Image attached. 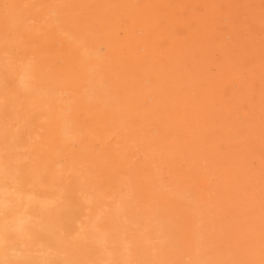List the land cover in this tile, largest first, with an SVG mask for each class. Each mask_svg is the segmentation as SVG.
Returning a JSON list of instances; mask_svg holds the SVG:
<instances>
[{
	"label": "rangeland",
	"instance_id": "obj_1",
	"mask_svg": "<svg viewBox=\"0 0 264 264\" xmlns=\"http://www.w3.org/2000/svg\"><path fill=\"white\" fill-rule=\"evenodd\" d=\"M114 1L0 0V58L2 55L9 57L6 67L0 66L2 68L0 69V119H3L8 124V127H11L9 128L10 134L4 139L5 147H9L7 142L13 135L11 130L20 129L17 134L15 133L18 137L16 143L18 144L19 142L20 146H24L29 141L34 142L30 155L34 157V163L37 167L48 166L51 168L57 158L62 160L66 158V162L75 161L76 164L78 163V165L82 166L85 178L84 183L81 185L83 187L86 185V187H81L80 183L74 178L68 179V184L66 183L68 186L65 185L67 199L71 202V208L74 209L73 212H71V209L69 210L71 213L68 211L61 213L64 215L60 214L56 222H60L62 226L64 225L63 227L66 231H73L75 221L79 219V213L83 214V208L79 204L76 193L82 188L98 194L93 212L102 210L105 206L109 208V211L105 212L102 218V226L108 231L110 244L115 251H120L125 243L131 245L130 264H156V262L165 264L167 261L168 264H198V262L199 264L200 262L206 264L205 257L211 251L213 254L216 252L215 255L223 258L226 261L225 264H264V0H149L151 5H154L152 7L156 15H139L138 19L125 17L124 8L121 6L124 7L125 2L128 0H116L118 3H122V5L120 4L121 6L118 3H114ZM131 1L135 2V4L139 3L137 5H144L145 3L144 0ZM33 2L35 7L32 4ZM73 3H77V8L72 5ZM162 3L170 5V10H166V7L161 5ZM22 4L24 5L22 6ZM65 4H68L69 7ZM88 4L89 7L92 6V9H89V7H87L89 10L85 8ZM65 7L74 8L70 12L67 8L64 9ZM85 9L87 12L89 11L86 14L92 20L85 16ZM144 10L146 11L145 8ZM65 11L67 14H65ZM99 11H101V14ZM98 14L100 16L104 15V19H101ZM77 15L81 16L78 17ZM82 16L88 19L82 18ZM96 16L100 17V19ZM55 17L59 20L56 21ZM77 18L79 23L83 20L86 24L83 22L77 23ZM20 20L22 21L21 23L19 22ZM89 20L90 23H88ZM116 21L118 22L116 23ZM143 21L146 23H143ZM83 24L84 26H81ZM66 25L68 28L70 26L83 27L80 29L83 41L81 38L78 39L82 43L72 42L74 33L70 37L68 35L70 29ZM48 26H51V29ZM60 26H63V29ZM88 27L90 28L88 29ZM64 29L66 30L64 31ZM104 29L108 30L105 31ZM91 30L93 31L92 35L88 33ZM55 31H58V33ZM104 31L106 34L108 32L109 35L107 34L108 36H106ZM60 32H64V37ZM96 32L97 34H95ZM39 34V37L36 36ZM48 34L51 35V38ZM94 34L95 37H93ZM86 35L88 38H86ZM102 35L106 36L103 40L106 41L105 45L102 40V42L99 41L100 38L103 39ZM11 38L13 42H9L12 41ZM90 39L91 42H86V40L90 41ZM67 40L69 41L67 42ZM65 41L68 45L64 43ZM44 43L46 47H44ZM80 43L81 48L78 47ZM12 44L15 46L13 47ZM87 48L88 50H85ZM17 51L18 53H16ZM79 51L84 53L82 54ZM103 51L106 55H104ZM70 52L71 54L75 52V54L70 56L72 58L68 57ZM94 53L98 54L97 57ZM86 54L91 56L88 57L91 58V62L88 58L86 60ZM122 54H125V56L123 57ZM57 55L59 56L57 57ZM60 55H62L61 58ZM76 57L79 58L77 59ZM71 59H75V62H72ZM67 61L74 63L73 66L75 67H72V64L70 66ZM87 62H90V64ZM96 63L101 69L95 68L97 66ZM59 64L60 66H58ZM21 66H23L22 69ZM25 66H27L28 73L33 72L32 74L35 75L32 77V74H30L32 78H30V81L32 80L30 87L35 89L30 88L31 91L28 90V92L21 90L18 86V77L25 71ZM52 66L54 68L57 66L59 69L50 68ZM61 66H63L62 69ZM28 68L30 69L28 70ZM63 68L65 69L63 70ZM94 68L97 70L96 72ZM103 68L106 72H102L105 74L101 72V70H104ZM77 69L78 71L76 72ZM59 71H64V74ZM119 73H122V76ZM98 74H103L98 76L101 79L97 78ZM68 77H76L77 79H68ZM92 79H94L93 82ZM74 80L79 82L77 83ZM108 80H111V82ZM115 80L116 83L114 82ZM69 81H71V86L66 83ZM89 81L91 83H88ZM63 82L66 84H62ZM77 84H80L81 87ZM133 84L136 86H133ZM74 85L75 90L72 88ZM108 85H111V89H109ZM92 86L93 90L88 88L89 90L85 91L87 87L92 88ZM126 86L127 89L125 88ZM42 87L45 89L44 92ZM95 87L97 88L95 89ZM136 87L138 91L143 93H137L140 95L139 98L138 95L134 96L137 92L134 89ZM56 88H60L61 91L59 89L56 90ZM81 88L83 89L80 92L79 89ZM118 88H121L122 91L117 90ZM103 89H106V93ZM113 89H116L117 92ZM90 90L91 94H93H90L89 97L88 93ZM125 90L128 91V94L131 92L129 94L131 96L128 97L133 101L136 99L135 103L133 101V103H128L131 99L126 97L127 93L125 92L124 94ZM56 93H59L60 96L58 95L59 97H57ZM116 93H119V96ZM33 94H36V97H33ZM39 94H41V98ZM106 94H110L111 97ZM114 94L115 96L112 97ZM20 95L22 96L20 97ZM74 96H77V98ZM78 96H80L79 99ZM24 97L26 99L28 97V99L26 100ZM47 97V102H51L49 104L45 102ZM82 97L84 100H82ZM33 99L35 101L32 102ZM62 100L63 102H60ZM76 100H78L77 102L80 105L76 103ZM102 100L106 103H103ZM86 101H88L87 104H85ZM64 102L67 103L65 104ZM97 103L103 105L98 106ZM121 103H123V107ZM38 104L42 106L41 109ZM81 104L83 108H81ZM129 104L133 106L130 105L129 107ZM65 105H67V109L69 108L68 110H64ZM118 105L122 109L125 105L128 106L130 109L126 110V107L125 111L129 113L127 112V115L123 114L125 113L124 109L123 111L120 109L122 112L120 113L117 109L118 107L116 108ZM57 106L59 110H56ZM112 107L113 110H111ZM61 108L62 110H60ZM98 108L102 112L100 113L99 111L96 114ZM2 110L5 111L3 112ZM110 111L112 114L115 112L116 114H114L117 117L114 114H109ZM76 112L77 114H75ZM72 113L75 114V119ZM49 114H54V116L51 118ZM13 115L16 119L12 117ZM63 115L64 117H62ZM109 115L111 118L113 116L116 117L112 118L116 120L113 122L110 119L109 122ZM103 116H105L104 120L102 119ZM46 117L48 118L46 119ZM70 117H73V119L71 120ZM88 118L91 121L89 123L87 122ZM105 119H107V122ZM46 120L51 125H48ZM53 121H55L54 123L57 126H52ZM80 122L83 123L80 124ZM65 123H69V125L65 126ZM77 123L79 125H76ZM110 123L111 127H109ZM82 125L91 130L89 131ZM71 126H79L74 129L77 133L73 129L72 131L69 129L70 132L67 130ZM81 126L87 132H84L85 130H82ZM103 126H107L105 128L106 131L103 130ZM28 128L32 130L29 131ZM109 128L111 133H108L110 132ZM78 130H80L79 132L83 131L80 134L81 136ZM50 131L53 132L51 133L52 135ZM95 133H102L104 137L108 134V139L107 136L101 138V134L99 136L97 134V137ZM53 134L56 136L55 139ZM74 134L75 136H73ZM77 134L78 136H76ZM72 136L74 139L72 138L65 142L66 138H71ZM36 137H39V139L37 140ZM96 137L98 138L97 140ZM119 138L121 140L118 141ZM101 139H103L105 144ZM106 139H110L111 142H107ZM114 139H116V142ZM53 140L55 141L53 142ZM61 142L63 143L60 144ZM112 142L113 144H111ZM124 142L129 144L131 149L135 147L136 153L133 149H129V145L128 148L123 146ZM102 143L105 146L101 145ZM121 145L127 151L122 149ZM73 147L75 148L73 149ZM50 149H52V153ZM109 149L115 150L110 151ZM33 150L37 152H33ZM74 150L76 151L72 152ZM79 150L81 152H78ZM137 151L139 152L137 153ZM70 152H72L71 155ZM104 152H106V155ZM108 152H111L110 155ZM118 154H125L127 158H121L124 156H119ZM148 154H150L149 160H146ZM151 155L155 159H152ZM47 156H50L52 160ZM75 157H77L78 161L74 159ZM87 158L93 164L91 162L87 164ZM153 160L155 161L152 162ZM44 162L47 165H44ZM101 163L107 166L105 167ZM89 165L91 166L89 167ZM85 169L88 171H85ZM103 170L105 171L103 172ZM103 173H107V175H103ZM155 173L158 174V180H156ZM100 175L102 176L100 177ZM150 183L152 184L150 185ZM175 187H178V189ZM67 188L70 189L67 190ZM75 188L77 189L75 190ZM201 190H204V192H201ZM193 192L196 193L194 194ZM116 200L122 201L124 207L122 214H116L111 210ZM198 203L201 209H199ZM166 204L169 208H167ZM196 205L198 208H196ZM193 208H195V213L192 211ZM187 209H190V211ZM203 215L205 216L202 217ZM75 216L76 218H74ZM72 223L73 225H70ZM110 225H112L111 228ZM69 226H72L73 229H68ZM175 256H178L179 259ZM71 258L77 264H90L96 258V249L91 243H82L72 249ZM198 259L200 261H197Z\"/></svg>",
	"mask_w": 264,
	"mask_h": 264
},
{
	"label": "clouds",
	"instance_id": "obj_2",
	"mask_svg": "<svg viewBox=\"0 0 264 264\" xmlns=\"http://www.w3.org/2000/svg\"><path fill=\"white\" fill-rule=\"evenodd\" d=\"M18 86L30 89L27 66L18 77ZM18 131L13 130L9 147H0V264H77L71 251L82 243L96 249L90 264H130L131 245L125 243L115 251L102 226L109 208L93 212L98 194L84 189L76 193L83 214L73 231L56 222L71 208L65 187L68 179L84 183L82 166L58 159L51 168L37 167L30 155L34 142L18 145ZM111 210L122 214V201L116 200Z\"/></svg>",
	"mask_w": 264,
	"mask_h": 264
},
{
	"label": "bare ground",
	"instance_id": "obj_3",
	"mask_svg": "<svg viewBox=\"0 0 264 264\" xmlns=\"http://www.w3.org/2000/svg\"><path fill=\"white\" fill-rule=\"evenodd\" d=\"M19 1H20V0H19ZM66 1H67V0H66ZM75 1H77V0H75ZM90 1H91V0H90ZM115 1H116V0H115ZM115 1H114V3H118V1H116V2H115ZM134 1H135V0H134ZM155 1H156V0H155ZM158 1H159V0H158ZM161 1H162V0H161ZM68 2H69V1H68ZM92 2H94V1H92ZM112 2H113V1H112ZM144 2H145L144 5H143V4H142V5H137V4H139V3L135 4V2H132L131 0H128V1L125 2L124 7L121 6L122 3L119 2L118 4H119V5L121 4L120 6H121L122 8H124V15H125V17H127V18L138 19V18H139V15H145V16H146V15H156V12H155V11L153 12V7H152V6H154V5H151V2H149V0H144ZM23 3H24V2H23ZM57 3H58V2H57ZM70 3H71V2H70ZM80 3H81V2H80ZM87 3H88V1H87ZM94 3H95V2H94ZM30 4H31V3H30ZM32 4H33V6L35 5L34 2H33ZM32 4H31V5H32ZM55 4H56V3H55ZM92 4H93V3H92ZM159 4H160V2H159ZM23 5H24V4H22V6H23ZM26 5H27V4H26ZM26 5H25V6H26ZM46 5H48V4H46ZM46 5H45V6H46ZM65 5H68V4H65ZM72 5L76 7L77 3H75V4L73 3ZM78 5H79V4H78ZM80 5H81V4H80ZM90 5H91V2H90ZM161 5H164V6L166 7V10H170V5H165V3H164V4L162 3ZM161 5H160V7H161ZM36 6H37V5H36ZM60 6H61V5H60ZM34 7H35V6H34ZM55 7H57V6H55ZM58 7H59V6H58ZM61 7H62V6H61ZM61 7H60V8H61ZM68 7H69V5H68ZM68 7H65L64 9L67 8V10H69L70 12H71V9L74 8V7H72V8L70 9V8H68ZM87 7H89V4H88V6H86L85 8L88 9ZM91 7H92V6H90L89 9H90ZM155 7H156V6H155ZM155 7H154V8H155ZM157 7H158V6H157ZM15 8H16V7H15ZM15 8H14V9H15ZM60 8H59V9H60ZM76 8H77V7H76ZM122 8H121V9H122ZM144 8L146 9V11L144 10ZM158 8H159V7H158ZM161 8H163V7H161ZM161 8H160V9H161ZM37 9H38V8H37ZM61 9H62V8H61ZM86 9H85V10H86ZM89 9H88V10H89ZM91 9H92V8H91ZM163 9H164V8H163ZM163 9H162V10H163ZM62 10H63V9H62ZM76 10H77V9H76ZM78 10H79V9H78ZM83 10H84V9H83ZM42 11H43V10H42ZM116 11H117V10H116ZM147 11H148V12H147ZM75 12H76V11H75ZM75 12H74V13H75ZM82 12H84V11H82ZM97 12H98V11H97ZM100 12H101V11H99V13H100ZM62 13L64 14V12H62ZM86 13H89V11L87 12V10H86V12H85V16H88ZM90 13H91V10H90ZM94 13H95V11H94ZM5 14H6V12H5ZM36 14H37V13H36ZM36 14H35V15H36ZM65 14H67L66 11H65ZM81 14H82V13H81ZM100 14H101V13H100ZM69 15H70V13H69ZM69 15H68V16H69ZM113 15H114V14H113ZM5 16H7V15H5ZM40 16H42V15H40ZM62 16H63V15H62ZM62 16H61V17H62ZM77 16H78V15H77ZM79 16H81V15H79ZM79 16H78V17H79ZM83 16H84V13H83ZM83 16H82V18H87V17H83ZM98 16H100V15L98 14ZM158 16H159V15H158ZM69 17H70V16H69ZM74 17H75V14H74ZM88 17H89V16H88ZM96 17H97V16H96ZM100 17H101V19H102V18L104 19V15H101ZM100 17H97V18L100 19ZM160 17H161V15H160ZM7 18H8V17H7ZM7 18H6V19H7ZM59 18H60V17H59ZM63 18H64V17H63ZM71 18H72V17H71ZM82 18H81V19H82ZM89 18H90V17H89ZM93 18H95V16H93ZM149 18H150V17H149ZM55 19H56V21L59 20V19H57L56 17H55ZM64 19H65V18H64ZM74 19H75V18H74ZM87 19H88V18H87ZM156 19H158V18H156ZM72 20H73V19H72ZM84 20H85V19H84ZM90 20H92V19L90 18ZM90 20L88 21V23H90ZM139 20H140V19H139ZM146 20H147V19H146ZM61 21H62V20H61ZM77 21H78L77 23H79L78 18H77ZM150 21H151V20H150ZM9 22H10V21H9ZM13 22H14V21H13ZM19 22L21 23L22 21L20 20ZM48 22H49V21H48ZM63 22H64V21H63ZM63 22H58V23H63ZM65 22H66V21H65ZM75 22H76V21H75ZM81 22H83V23L86 24V22H84L83 20H82ZM81 22H80V23H81ZM93 22H94V19H93ZM93 22H92V23H93ZM117 22H118V21H116V23H117ZM56 23H57V22H56ZM80 23H79V24H80ZM129 23H130V22H129ZM137 23H138V22H137ZM143 23H146V22L143 21ZM24 24H25V23H24ZM79 24H78V25H79ZM148 24H149V23H148ZM52 25H53V24H52ZM105 25H107V24H105ZM105 25H104V27H105ZM137 25H138V24H137ZM15 26H16V25H15ZM27 26H28V25H27ZM27 26H26V27H27ZM46 26H47V25H46ZM58 26H59V25H58ZM81 26H84V24L81 25ZM97 26H98V25H97ZM99 26H100V25H99ZM110 26H111V25H110ZM115 26H117V25L115 24ZM133 26H134V25H133ZM48 27H49V26H48ZM50 27H51V26H50ZM50 27H49V28H50ZM61 27H62V28H61ZM64 27H65V25H64ZM66 27H67V25H66ZM71 27H72V26H70L69 28L67 27L68 29H70V30H69L70 33L68 34V35H70V37H71V35L74 33V35H72V37H73L74 40H73V41L71 40V41H72L73 43H76V42H77V43H79V42L82 43V41H83L82 38H83V37L81 36L82 31H81L80 29H82L83 27H82V28H80V27H72V28H71ZM101 27H103V26H101ZM7 28H8V27H7ZM29 28H30V27H29ZM58 28H59V27H58ZM60 28L63 29V26H60ZM89 28H90V27H88V29H89ZM105 28H106V27H105ZM112 28H113V26H112ZM114 28H115V27H114ZM27 29H28V28H27ZM27 29H26V31H27ZM45 29H46V27H45ZM50 29H51V28H50ZM68 29H67V30H68ZM65 30H66V29H64V31H65ZM85 30H86V29H85ZM92 30H93V29H92ZM92 30H91L90 32L88 31V33L91 34V35H92V33H93ZM104 30H105V29H104ZM106 30H108V29H106ZM106 30H105V31H106ZM110 30H111V29H110ZM132 30H133V29H132ZM147 30H148V29H147ZM2 31H3V30H2ZM37 31H38V30H37ZM45 31H46V30H45ZM58 31H59V30H58ZM58 31H57V32L55 31V32L58 33ZM72 31H73V32H72ZM105 31H104V33H105ZM39 32H40V31H39ZM39 32H38V33H39ZM41 32H42V31H41ZM55 32H54V34H55ZM71 32H72V33H71ZM183 32H184V31H183ZM33 33H34V31H33ZM179 33H180V32H179ZM36 34H37V33H36ZM50 34H51V33H50ZM50 34H48V35H50ZM60 34H62L63 37H64V32H62V33L60 32ZM95 34H97V32H96ZM95 34L93 35V37H95ZM102 34H103V33H102ZM105 34H106V33H105ZM107 34H108V32H107ZM107 34H106V36L109 35V34H108V35H107ZM58 35H59V34H58ZM58 35H57V37H58ZM6 36H7V35H6ZM36 36L39 37L40 34H39V35H36ZM43 36H44V35H43ZM43 36H42V37H43ZM60 36H61V35H60ZM60 36H59V37H60ZM96 36H97V35H96ZM106 36H103V35H102L103 39L100 38L99 41L102 42V41L104 40V37H106ZM131 36H132V35H131ZM7 37H9V36H7ZM70 37H68V38H70ZM81 37H82V38H81ZM111 37L113 38V36H111ZM48 38H49V37H48ZM50 38H51V35H50ZM80 38L82 39V41H81V40H78V39H80ZM86 38H88L87 35H86ZM155 38H156V37H155ZM38 39H39V38H38ZM52 39H53V38H52ZM60 39H61V38H60ZM65 39H66V38H65ZM70 39H72V38H70ZM70 39H69V40H70ZM96 39H97V38H96ZM178 39H179V38H178ZM11 40H12V38H11ZM47 40H48V39H47ZM69 40H67V42H68ZM84 40H85V39H84ZM101 40H102V41H101ZM112 40H113V39H112ZM2 41H3V40H2ZM63 41H64V40H63ZM130 41H132V40H130ZM9 42H13V40H12V41H9ZM67 42L65 41L64 43L67 44ZM86 42H91V39H90V41H87V40H86ZM105 42H106V41H103L102 43H104V45H105ZM112 42H113V41H112ZM124 42H125V41H124ZM70 43H71V42H70ZM81 43H80V46H78L79 48H81ZM116 43H118V42H116ZM30 44H31V42H30ZM32 44H33V43H32ZM40 44H41V43H40ZM40 44H39V45H40ZM89 44H92V43H89ZM119 44H120V42H119ZM37 45H38V44H37ZM67 45H68V44H67ZM104 45H103V46H104ZM109 45H110V44H109ZM116 45H117V44H116ZM12 46L14 47L15 45L12 44ZM27 46H29V45H27ZM32 46H33V45H32ZM64 46H66V45H64ZM86 46H87V45H86ZM88 46H89V45H88ZM103 46H102V47H103ZM16 47H17V46H16ZM44 47H46V46H45V43H44ZM89 48H90V47H89ZM93 48H94V47H93ZM23 49H24V48H23ZM36 49H37V48H36ZM58 49H59V48H58ZM58 49H57V50H58ZM73 49H74V48H73ZM90 49H91V48H90ZM90 49H89V50H90ZM107 49H108V48H107ZM158 49H159V48H158ZM15 50H17V49H15ZM43 50H44V49H43ZM46 50H47V49H46ZM74 50H75V49H74ZM74 50H71V51H74ZM85 50H88V48L85 49ZM13 51H14V48H13ZM38 51H39V50H38ZM76 51H78V50L76 49ZM83 51H84V50H83ZM186 51H187V50H186ZM22 52H23V50H22ZM40 52H41V51H40ZM79 52H80V51H79ZM92 52H93V51H92ZM96 52H97V51H96ZM16 53H18V51H17ZM30 53H31V52H30ZM38 53H39V52H38ZM38 53H37V54H38ZM72 53L75 54V52H72ZM80 53H82V52H80ZM83 53H84V52H83ZM83 53H82V54H83ZM103 53H105V52L103 51ZM114 53H115V52H114ZM13 54H14V53H13ZM20 54H21V53H20ZM31 54H32V53H31ZM42 54H43V53H42ZM70 54H71V52H70ZM70 54H69L68 57H69V58H72V57H70V56H72L73 54H71V55H70ZM78 54H79V53H78ZM91 54H92V53H91ZM33 55H34V54H33ZM38 55H39V54H38ZM86 55H87L86 60H87L88 57H91V56H88V54H86ZM92 55H93V54H92ZM94 55H96V54L94 53ZM97 55H98V54H97ZM97 55H96V57H97ZM104 55H106V53H105ZM122 55H123V57L125 56V54H122ZM20 56H21V55H20ZM51 56H52V55H51ZM58 56H59V55H57V57H58ZM61 56H62V55H60V58H61ZM78 56H79V55H78ZM80 56H81V54H80ZM80 56H79V57H80ZM183 56H184V55H183ZM36 57H37V56H36ZM42 57H43V55H42ZM52 57H53V56H52ZM66 57H67V56H66ZM79 57H76V58L78 59ZM94 57H95V56H94ZM123 57H122V59H123ZM126 57H127V56H126ZM8 58H9V57H7V55H5V56L2 55V57L0 58V66H2L3 68L6 67V64H7V62H8ZM18 58H19V57H18ZM69 58H68V59H69ZM74 58H75V57H74ZM98 58H99V56H98ZM129 58H130V57H129ZM50 59H51V58H50ZM58 59H59V58H58ZM83 59H84V58H83ZM88 59H89L90 62H91V58H88ZM104 59H105V58H104ZM126 59H127V58H126ZM39 60H40V59H39ZM56 60H57V59H56ZM61 60H62V59H61ZM71 60H72V59H71ZM86 60H84V61H86ZM124 60H125V58H124ZM162 60H163V59H162ZM12 61H13V60H12ZM36 61H37V60H36ZM58 61H59V60H58ZM73 61L75 62V59H73L72 62H73ZM77 61H78V60H77ZM92 61H93V59H92ZM130 61H132V60H130ZM130 61H128V62H130ZM19 62H20V60H19ZM41 62H42V61H41ZM49 62H51V61H49ZM67 62L70 63V61H67ZM90 62H87V63L90 64ZM98 62H99V61H98ZM125 62H127V61H125ZM26 63H27V62H26ZM69 63H67V64H69ZM92 63H93V62H92ZM16 64H18V63H16ZM49 64H50V63H49ZM56 64H57V63H56ZM62 64H63V63H62ZM71 64H72V67H75V66H73L74 63H70V66H71ZM123 64H125V63H123ZM26 65H27V64H26ZM41 65H42V64H41ZM81 65H82V64H81ZM93 65H94V63H93ZM96 65H97V63H96ZM132 65H133V63H132ZM15 66H16V65H15ZM17 66H18V65H17ZM42 66H43V65H42ZM58 66H60V64H59ZM90 66H91V65H90ZM119 66L121 67V65H119ZM122 66H123V65H122ZM127 66H128V64H127ZM12 67H13V66H12ZM22 67H23V66H21V69H22ZM31 67H32V66H31ZM40 67H41V66H40ZM62 67H63V66H61V69H62ZM77 67L79 68V66H77ZM80 67H81V66H80ZM83 67H84V66H83ZM83 67H82V69H83ZM103 67H105V66H103ZM115 67H117V66H115ZM132 67H133V66H132ZM135 67H137V66H135ZM169 67H170V66H169ZM7 68H8V67H7ZM36 68H37V67H36ZM50 68H54V67L52 66V67H50ZM84 68H85V67H84ZM95 68H99V69H101V67H100V66L98 67V65H97ZM95 68H94V69H95ZM126 68H127V67H126ZM137 68H138V67H137ZM0 69H2V68H0ZM23 69H24V68H23ZM29 69H30V68H28V70H29ZM54 69H57V70H58L59 67L57 68V66H56ZM64 69H65V68H63V70H64ZM94 69H93V70H94ZM103 69H104V68H103ZM131 69H132V68H131ZM24 70H25V69H24ZM51 70H52V69H51ZM57 70H56V71H57ZM68 70H70V69H68ZM73 70H74V68H73ZM73 70H72V71H73ZM127 70H128V69H127ZM17 71H18V69H17ZM53 71H54V70H53ZM77 71H78V69L76 70V72H77ZM96 71H97V70L95 69V72H96ZM102 71L106 72L105 69H104V70H101V72H102ZM107 71H108V70H107ZM116 71H117V70H116ZM133 71H134V70H133ZM6 72H7V71H6ZM59 72H61V71H59ZM63 72H64V71H63ZM63 72H61V73L64 74ZM70 72H71V71H70ZM74 72H75V71H74ZM80 72H81V69H80ZM99 72H100V71H99ZM101 72H100V73H101ZM128 72H129V71H128ZM149 72H150V71H149ZM7 73H8V72H7ZM22 73H23V72H22ZM22 73H21V74H22ZM32 73H33V72H32ZM32 73H29V75L32 74ZM51 73H52V72H51ZM51 73H50V74H51ZM56 73H57V72H56ZM68 73H69V72H68ZM78 73H79V72H78ZM81 73H82V72H81ZM88 73H91V72H88ZM102 73H103V72H102ZM117 73H118V72H117ZM3 74H4V72H3ZM3 74H2V75H3ZM11 74H12V73H11ZM91 74H93V73H91ZM103 74H105V73H103ZM103 74H101V75L98 74V75H97V78H98V76H102ZM113 74H115V73H113ZM113 74H112V76H113ZM119 74H120V73H119ZM121 74H122V73H121ZM121 74H120V75H121ZM145 74H146V73H145ZM183 74H184V73H183ZM17 75H18V73H17ZM53 75H54V74H53ZM55 75H56V74H55ZM75 75H76V74H75ZM79 75H81V74H79ZM125 75H126V74H125ZM146 75H147V74H146ZM146 75H145V76H146ZM11 76H12V75H11ZM15 76H16V75H15ZM31 76L34 77L35 75L32 74ZM59 76H60V75H59ZM64 76H65V75H64ZM67 76H68V75H67ZM70 76H71V75H70ZM91 76H92V75H91ZM91 76H90V77H91ZM94 76L96 77L95 74H94ZM94 76H93V77H94ZM104 76H105V75H104ZM104 76H103V77H104ZM121 76H122V75H121ZM123 76H124V75H123ZM128 76H129V75H128ZM4 77H5V76H4ZM16 77H17V76H16ZM56 77H57V76H56ZM60 77H61V76H60ZM93 77H92V78H93ZM103 77H102V80H103ZM106 77H107V76H106ZM125 77H126V76H125ZM125 77H124V78H125ZM30 78H31V77H30ZM69 78H70V77H68V79H69ZM75 78H76V77H75ZM75 78H70V79H75ZM85 78H87V77H85ZM88 78H89V77H88ZM88 78H87V79H88ZM104 78H105V77H104ZM117 78H118V77H117ZM128 78H129V77H128ZM12 79H13V78H12ZM31 79H32V78H31ZM76 79H77V78H76ZM98 79H101V78H98ZM5 80H6V78H5ZM5 80H4V81H5ZM8 80H9V78H8ZM62 80H64V78H62ZM93 80H94V79H92V82H93ZM102 80H100V81H102ZM106 80H107V79H106ZM123 80H124V79H123ZM128 80H129V79H128ZM137 80H138V79H137ZM143 80H144V79H143ZM12 81H13V80H12ZM31 81H32V80H31ZM31 81H30V83H31ZM74 81L77 82V83L79 82V81H77V80H74ZM74 81H72V82H74ZM86 81H87V80H86ZM96 81H97V79H96ZM100 81H99V82H100ZM108 81L111 82V80H108ZM108 81H107V83H108ZM154 81H155V80H154ZM70 82H71V81L66 82V83L69 84V85L71 86ZM75 82H74V83H75ZM104 82H105V81H104ZM114 82L116 83V80H115ZM126 82H128V81H126ZM156 82H157V81H156ZM5 83H7V82H5ZM14 83H15V82H14ZM16 83H17V80H16ZM39 83H40V82H39ZM53 83H54V82H53ZM64 83H65V82H63L62 84H64ZM66 83H65V84H66ZM88 83H91V82L89 81ZM96 83H98V82H96ZM96 83H95V84H96ZM101 83H102V82H101ZM101 83H100V84H101ZM132 83H133V81H132ZM9 84L11 85V83H9ZM9 84H8V85H9ZM12 84H13V83H12ZM42 84H43V83H42ZM55 84H56V83H55ZM58 84H59V83H58ZM58 84H57V85H58ZM86 84H87V83H86ZM86 84H85V85H86ZM92 84H94V83H92ZM103 84H104V83H103ZM143 84H144V83H143ZM143 84H142V85H143ZM159 84H160V83H159ZM10 85H9V86H10ZM39 85H40V84H39ZM46 85H47V84H46ZM52 85H53V84H52ZM77 85L80 86V84H77ZM77 85H76V86H77ZM98 85H99V83H98ZM118 85H119V83H118ZM126 85H127V84H126ZM128 85H129V84H128ZM9 86H8V87H9ZM15 86H17V85H15ZM15 86H14V87H15ZM40 86H42V85H40ZM49 86H50V85H49ZM72 86H73V83H72ZM108 86H109V85H108ZM108 86H107V88H108ZM115 86H117V85H115ZM120 86H121V84H120ZM133 86H136V85L133 84ZM138 86H139V84H138ZM143 86H144V85H143ZM143 86H142V87H143ZM47 87H48V86H47ZM52 87H53V86H52ZM54 87H57V86H54ZM61 87H62V86H61ZM63 87H64V85H63ZM67 87H68V86H67ZM80 87H81V86H80ZM83 87H84V85H83ZM90 87H91V84H90ZM90 87H87V89H85V91H87V90H89V89H92V90H93V86H92V88H90ZM110 87H111V85L109 86V89H111ZM130 87H131V86H130ZM130 87H129V88H130ZM15 88H16V87H15ZM19 88H20V87H19ZM30 88H31V87H30ZM37 88H39V87H37ZM69 88H71V87H69ZM72 88L75 90V85H74V87H72ZM72 88H71V89H72ZM84 88H86V86H85ZM88 88H89V89H88ZM96 88H97V87H95V89H96ZM107 88H106V89H107ZM125 88L127 89V86H126ZM10 89H11V88H10ZM16 89H17V88H16ZM31 89H35V88H31ZM57 89L60 90V88H56V90H57ZM82 89H83V88L79 89V91H80V90L82 91ZM106 89H105V90H106ZM134 89H136L135 91H137L136 94H135L134 96H137V95H138V98H139L140 95L137 94V93H138V92L141 93V92L137 90V87L134 88ZM139 89H140V88H139ZM6 90H7V89H6ZM13 90H14V88H13ZM29 90H30V89H29ZM42 90H43V92H44L45 89L42 87ZM52 90H53V89H52ZM54 90H55V89H54ZM56 90H55V91H56ZM103 90H104V89H103ZM105 90H104V92H105ZM107 90H108V89H107ZM113 90H116V89H113ZM117 90H121V88H120V89L118 88ZM117 90H116V92H117ZM142 90H143V89H142ZM17 91H18V90H17ZM30 91H31V90H30ZM33 91H34V90H33ZM33 91H32V93H33ZM49 91H50V90H49ZM60 91H61V90H60ZM81 91H80V92H81ZM95 91H96V90H95ZM97 91H98V89H97ZM97 91H96V93H97ZM121 91H122V90H121ZM130 91H131V90H130ZM130 91H129V92H130ZM173 91H174V90H173ZM19 92H20V91H19ZM27 92H28V91H27ZM39 92H40V91H39ZM45 92H46V91H45ZM58 92H59V91H58ZM73 92H74V91H73ZM73 92H72V93H73ZM104 92H103V93H104ZM119 92H120V91H119ZM125 92L127 93L128 91L125 90V91H124V94H125ZM17 93H18V92H17ZM32 93H31V94H32ZM36 93H37V92H36ZM40 93H41V92H40ZM54 93H55V92H54ZM83 93L85 94V92H83ZM83 93H81V94L84 95ZM100 93H101V89H100ZM105 93H106V92H105ZM107 93H108V92H107ZM111 93H113V92L111 91ZM122 93H123V92H122ZM122 93H121V94H122ZM130 93H131V92H130ZM130 93H129V94H130ZM134 93H135V92H134ZM1 94H2V92H1ZM19 94H20V93H19ZM45 94H47V93H45ZM49 94H50V93H49ZM61 94H62V93H61ZM90 94H91V90H90V92L88 93V96H89V97H90ZM92 94H93V93H92ZM92 94H91V95H92ZM116 94H117V93H116ZM118 94H119V93H118ZM118 94H117V95H118ZM124 94H123V95H124ZM129 94L127 93L126 97H128V96L130 97L131 95H129ZM141 94H143V93H141ZM3 95H4V94H3ZM40 95H41V94H39V96H40ZM51 95H52V94H51ZM51 95H50V96H51ZM58 95L60 96L59 93H58V94L56 93V96H57V97H59ZM77 95H78V94H77ZM97 95H98V94H97ZM106 95L110 96V94H106ZM17 96H18V95H17ZM21 96H22V95H20V97H21ZM24 96H26V95H24ZM34 96L36 97V94H35V95L33 94V97H34ZM54 96H55V95H54ZM56 96H55V98H56ZM61 96H63V95H61ZM102 96H103V95H102ZM102 96H101V98H102ZM114 96H115V94H114L112 97H114ZM118 96H119V95H118ZM141 96H142V95H141ZM18 97H19V96H18ZM28 97H29V94H28ZM28 97H27V99H28ZM52 97H53V95H52ZM52 97H51V98H52ZM74 97L77 98V96H74ZM85 97H86V96H85ZM110 97H111V96H110ZM110 97H109V98H110ZM126 97H125V98H126ZM129 97H128V98H129ZM11 98H12V97H11ZM38 98H39V97H38ZM40 98H41V96H40ZM43 98H45V97H43ZM51 98H50V101H51ZM61 98H63V97H61ZM79 98H80V96H78V99H79ZM97 98L101 99L100 97H97ZM97 98H96V99H97ZM118 98H119V97H118ZM121 98H122V96H121ZM121 98H120V99H121ZM138 98H137V99H138ZM2 99H3V98H2ZM2 99H1V100H2ZM7 99H8V97H7ZM19 99L21 100V98H19ZM24 99H26V98L24 97ZM27 99H26V100H27ZM46 99H47L46 101L44 100L45 102L48 101V97H47ZM74 99H75V98H74ZM90 99H91V98H90ZM102 99L105 100V98H102ZM115 99H116V98H115ZM129 99H131V98H129ZM37 100H38V99H37ZM41 100H42V99H41ZM63 100H64V99H63ZM63 100L60 101V102H63ZM71 100H72V99H71ZM82 100H84L83 97H82ZM87 100H88V98H87ZM91 100H92V99H91ZM118 100H119V99H118ZM118 100H117V101H118ZM121 100H122V99H121ZM121 100H120V102H121ZM125 100H127V99H125ZM135 100H136V99H135ZM135 100H134V101H135ZM5 101H7V100H5ZM5 101H3V102H5ZM33 101H35V99H33L32 102H33ZM73 101H75V100H73ZM77 101H78V100H76V103H77L78 105H80L79 102H77ZM88 101H89V100H88ZM88 101H86L85 104H87ZM102 101H103V100H102ZM102 101H101V102H102ZM106 101H109V100H106ZM114 101H115V100H114ZM132 101H133V100L131 99V100L128 101V103H129V102L131 103ZM134 101H133V102H134ZM7 102H8V101H7ZM40 102H41V101H40ZM67 102H69V101H67ZM67 102H64V103L66 104ZM118 102H119V101H118ZM123 102H124V100H123ZM133 102H132V103H133ZM13 103H14V102H13ZM27 103H28V102H27ZM36 103H37V102H36ZM36 103H34V104H36ZM47 103H48V102H47ZM47 103H44V104L48 105V104L51 103V102H49L48 104H47ZM57 103H59V102H57ZM80 103H81V102H80ZM89 103H90V102H89ZM103 103H106V102L103 101ZM111 103H113V102H111ZM134 103H135V102H134ZM30 104H32V103H30ZM39 104H40V103H39ZM39 104H38V105H39ZM44 104H42V105L44 106ZM55 104H56V102H55ZM60 104H61V103H60ZM60 104H59V105H60ZM69 104H70V102H69ZM69 104H67V105H69ZM115 104H118V103H115ZM121 104H122V107H123V103H121ZM124 104H125V103H124ZM11 105H12V104H11ZM16 105H17V104H16ZM38 105H37V106H38ZM46 105H45V106H46ZM59 105H58V106H59ZM62 105H63V104H62ZM67 105H65L66 107L64 106V107H65L64 110L67 109ZM83 105H84V103H83ZM91 105H92V103H91ZM95 105H96V104H95ZM97 105H98V106H102L103 104L101 105V103H99V104L97 103ZM97 105H96V109H97ZM105 105H106V104H105ZM126 105H128V104H126ZM126 105H125V107L123 108L124 111H125V108H126V107L128 108V109L126 108V110H129V109H130L129 107H130V105H132V104H129V107L126 106ZM22 106H23V105H22ZM34 106H35V105H34ZM34 106H33V107H34ZM58 106H57V109H56V110H59V109H58V108H59ZM60 106H61V105H60ZM81 106H82V104H81ZM81 106H80V107H81ZM106 106H107V105H106ZM132 106H133V105H132ZM28 107H29V106H28ZM28 107H26V108H28ZM38 107H40V109H41L42 106L39 105ZM117 107H118V108H117ZM9 108H10V107H9ZM14 108H15V107H14ZM43 108H44V107H43ZM45 108H46V107H45ZM47 108H48V107H47ZM49 108H51V107H49ZM55 108H56V107H55ZM81 108H83V106H82ZM101 108H102V107H101ZM103 108H104V106H103ZM116 108H117L119 111H120V109H122V108H119V105L116 106ZM116 108H114V109H116ZM10 109H11V108H10ZM35 109H36V107H35ZM68 109H69V108H68ZM68 109H67V110H68ZM78 109H79V108H78ZM84 109H85V107H84ZM87 109H89V107H87ZM91 109H92V108H91ZM96 109H95V110H96ZM99 109H100V108H98V110H96V112H97V113L95 112L96 114H98L99 111H100V113L102 112V110H99ZM105 109H106V108H105ZM105 109H104V113H105ZM123 109H122V111H123ZM176 109H177V108H176ZM32 110H33V109H32ZM32 110H31V111H32ZM48 110H50V109H48ZM56 110H55V111H56ZM60 110H62V108H61ZM64 110H63V112H64ZM76 110H77V109H76ZM76 110H75V111H76ZM80 110H81V109H80ZM106 110H107V109H106ZM111 110H113V107L111 108ZM118 110H117V112H118ZM2 111H3V110H2ZM4 111H5V110H4ZM4 111H3V112H4ZM13 111H14V110H13ZM28 111H29V110H28ZM31 111H30V112H31ZM46 111H47V110H46ZM114 111H115V110H114ZM173 111H174V110H173ZM3 112H2V113H3ZM6 112H8V111H6ZM38 112H39V111H38ZM49 112H50V111H49ZM115 112H116V111H115ZM115 112H114V113H115ZM127 112H128V111H125V113H123V114H126ZM28 113H29V112H28ZM40 113H41V110H40ZM43 113H44V111H43ZM47 113H48V112H47ZM53 113L55 114V112H53ZM61 113H62V112H61ZM66 113H67V112H66ZM66 113H65V114H66ZM78 113H79V112H78ZM106 113H107V112H106ZM110 113H111V111L109 112V114H110ZM114 113H113V114H114ZM120 113H122V112L120 111ZM128 113H129V112H128ZM3 114H4V113H3ZM11 114H12V113H11ZM20 114H21V113H20ZM25 114H26V113H25ZM38 114H39V113H38ZM51 114H52V113H51ZM51 114H49V115H51ZM54 114L51 115V118H52V116H54ZM63 114H64V113H63ZM65 114H64V115H65ZM75 114H77V112H76ZM75 114L72 113V115H74V116H73L74 119L76 118ZM111 114H112V113H111ZM113 114H112V115H113ZM115 114H116V113H115ZM115 114H114V115H115ZM6 115H7V114H6ZM21 115H22V114H21ZM23 115H24V114H23ZM30 115H31V114H30ZM33 115H34V114H33ZM39 115H40V114H39ZM64 115H63L62 117H64ZM66 115H67V114H66ZM72 115H71V116H72ZM100 115H101V114H100ZM100 115H99V116H100ZM102 115H103V114H102ZM120 115H122V114H120ZM126 115H127V114H126ZM16 116H17V115H16ZM18 116H19V113H18ZM31 116H32V115H31ZM47 116H48V115H47ZM67 116H68V115H67ZM77 116H78V115H77ZM115 116H116V115H115ZM118 116H119V115H118ZM4 117H5V116H4ZM7 117H8V115H7ZM12 117H14V115H13ZM28 117H29V116H28ZM28 117H27V118H28ZM40 117H41V116H40ZM73 117H72V118L70 117L71 120L73 119ZM94 117H95V115H94ZM101 117H102V116H101ZM101 117H100V118H101ZM107 117H108V116H107ZM109 117H110V118L108 119V121H109L110 119H112L114 116L111 118V116L109 115ZM116 117H117V116H116ZM116 117H114V118H116ZM14 118H15V117H14ZM44 118H45V117H44ZM47 118H48V117H46V119H47ZM49 118H50V117H49ZM51 118H50V119H51ZM104 118H105V116H103L102 119L104 120ZM7 119L10 120L9 118H7ZM15 119H16V118H15ZM39 119H40V118H39ZM39 119H38V120H39ZM61 119H62V118H61ZM61 119H60V120H61ZM65 119H66V118H65ZM93 119H95V118H93ZM12 120H13V118H12ZM31 120H32V119H31ZM48 120H49V119H48ZM48 120H46L47 123H48ZM52 120H53V119H52ZM71 120H69V121H71ZM78 120H79V119H78ZM98 120H99V119H98ZM105 120H106V122H107V119H105ZM115 120H116V119H115ZM115 120L112 119L111 121L114 122ZM118 120H119V119H118ZM46 121H45V124H46ZM55 121H57V119H55ZM55 121H53V125H52V126H54V125L57 126V125L54 123ZM63 121H65V120H63ZM74 121H75V120H74ZM121 121H122V120H121ZM11 122H12V121H11ZM60 122H61V121H60ZM65 122H67V121H65ZM87 122H88V123L91 122V121L89 120V118H88ZM103 122H104V121H103ZM109 122H110V121H109ZM113 122H111V123L114 124ZM12 123H13V122H12ZM42 123H43V122H42ZM69 123H70V122H69ZM69 123H67V124L69 125ZM81 123H83V122H80V124H81ZM101 123H102V121H101ZM111 123H110V126H109V127H111ZM19 124H20V123H19ZM24 124H26V123H24ZM32 124H33V123H32ZM65 124H66V123H65ZM67 124H66L65 126H67ZM70 124H71V123H70ZM72 124L74 125V123H72ZM98 124H99V122H98ZM108 124H109V123H108ZM27 125H28V124H27ZM46 125H47V124H46ZM48 125H51V124L48 123ZM76 125H79V123H77ZM76 125H75V126H76ZM86 125L88 126V124H86ZM92 125H93V124H92ZM103 125H104V123H103ZM171 125H172V124H171ZM34 126H35V125H34ZM38 126H40V125H38ZM55 126H54V127H55ZM82 126H85V125H82ZM82 126H81L80 128H82ZM90 126H91V125H90ZM99 126H100V124H99ZM113 126H114V125H113ZM113 126H112V128H113ZM30 127H31V126H30ZM61 127H62V125H61ZM69 127H70V126H69ZM73 127H74V126H73ZM73 127H72V126H71V128H68V127H67L68 129H67V128H66V129H67V130L70 129L71 131H72V129H73V131H74V129H75V128H78L79 126L74 127V128H73ZM85 127H86V126H85ZM93 127H94V126H93ZM95 127H96V126H95ZM106 127H107V126H105V127L103 126V128H104L103 130H104V131H106V130H105ZM9 128H11V127H8V124H6L5 121H4L3 119H0V147H5V145H4V139L8 136V134H10V130H9ZM19 128H20V126H19ZM33 128H35V127H33ZM40 128H42V127H40ZM43 128H44V127H43ZM50 128H51V126H50ZM86 128H87V127H86ZM99 128L101 129V126H100ZM52 129H54V128H52ZM87 129H88V128H87ZM92 129H93V128H92ZM19 130H20V129H19ZM28 130L31 131L32 129H31V128H30V129L28 128ZM47 130H48V129H47ZM70 130H69V132H70ZM82 130H85L84 132H87V130L84 129V127L82 128ZM88 130H89V129H88ZM90 130H91V129H90ZM90 130H89V131H90ZM93 130H94V129H93ZM93 130H92V131H93ZM110 130H111V129L109 128V131H110ZM12 131H13V130H11V132H12ZM36 131H37V130H36ZM61 131H62V130H61ZM79 131H80V130H78L79 135L82 134L81 132H83V131H81V132H79ZM96 131H98V130H96ZM107 131H108V130H107ZM112 131L114 132V130H112ZM32 132H33V131H32ZM56 132H57V131H56ZM67 132H68V131H67ZM74 132H75V131H74ZM74 132H73V133H74ZM116 132L118 133V131H116ZM17 133H18V132H17ZM17 133H16V134H17ZM25 133H26V132H25ZM29 133H30V132H29ZM34 133H36V132H34ZM51 133H53V132L50 131V134H51ZM54 133H55V132H54ZM65 133H66V131H65ZM75 133H77V131H76ZM93 133H94V132H93ZM102 133H103V132H102ZM102 133H100V134H101V138L104 137V136H102ZM105 133H106V132H105ZM108 133H111V131L108 132ZM117 133H116V135H117ZM88 134H90V133H88ZM91 134H92V133H91ZM95 134H96L95 136H97L98 133H95ZM100 134H98V136H99ZM118 134H119V133H118ZM32 135H33V134H32ZM51 135H52V134H51ZM67 135H68V133H67ZM103 135H104V134H103ZM107 135H108V134H106L105 137H106ZM116 135H115V136H116ZM37 136H38V135H37ZM43 136H44V135H43ZM53 136H54V134H53ZM57 136H59V135H57ZM73 136H75V134H74ZM73 136H72L70 139H72V138L74 139ZM76 136H78V134H77ZM80 136H81V135H80ZM98 136H97V137H98ZM110 136H111V135H110ZM112 136H113V134H112ZM115 136H114V137H115ZM22 137H23V136H22ZM31 137H32V136H31ZM33 137H34V136H33ZM55 137H56V136H54V139H55ZM83 137H84V136H83ZM97 137H96V140L98 139ZM105 137H104V138H105ZM120 137H121V136H120ZM28 138L30 139V137H28ZM76 138H77V137H76ZM104 138H103V139H104ZM109 138H110V137H109ZM25 139H26V138H25ZM29 139H28V140H29ZM52 139H53V138H52ZM63 139H64V137H63ZM99 139H100V138H99ZM103 139H101L102 142H104ZM107 139H108V136H107ZM107 139H106V140H107ZM112 139H113V138H112ZM61 140H62V139H61ZM61 140H60V141H61ZM68 140H69V139H68ZM115 140H116V139H114V141H115ZM119 140H121V139L119 138L118 141H119ZM6 141H7V140H6ZM20 141H21V140H20ZM23 141H25V140H23ZM35 141H36V140H35ZM54 141H55V140H53V142H54ZM56 141H57V140H56ZM64 141H65V140H64ZM73 141H74V140H73ZM81 141H82V140H81ZM108 141L111 142L110 139L107 140V142H108ZM114 141H113V142H114ZM123 141H124V140H123ZM65 142H66V141H65ZM75 142H76V141H75ZM99 142H100V141H99ZM113 142H112L111 144H113ZM115 142H116V141H115ZM7 143H9V142H7ZM27 143H28V142H27ZM51 143H52V142H51ZM62 143H63V142H61L60 144H62ZM69 143H70V142H69ZM79 143H80V142H79ZM100 143H101V142H100ZM124 143H125V142H124ZM19 144H20V143L18 142V145H19ZM21 144H22V143H21ZM53 144H54V143H53ZM60 144H59V145H60ZM80 144H81V143H80ZM104 144H105V142H104ZM104 144L102 143L101 145L105 146ZM107 144H108V143H107ZM121 144H123V143L121 142ZM125 144H126V143H125ZM125 144H124L123 146H126V148H128V145H129V144H126V145H125ZM54 145H55V144H54ZM63 145H64V144H63ZM63 145H62V147L65 146V145H64V146H63ZM73 145H74V144H73ZM94 145H95V144H94ZM114 145H115V144H114ZM116 145H117V144H116ZM8 146H9V144H8ZM117 146H119V145H117ZM123 146L121 145L120 147H122V149H124ZM34 147H35V146H34ZM66 147H67V146H66ZM75 147H76V145H75ZM75 147H73V149H74ZM80 147H81V146H80ZM107 147H109V146H107ZM113 147H114V146H113ZM120 147H119V149H120ZM50 148H51V147H50ZM53 148H54V147H53ZM56 148H58V147L56 146ZM56 148H55V149H56ZM92 148H93V147H92ZM95 148H96V147H95ZM95 148H94V149H95ZM105 148H106V147H105ZM105 148H103V149H105ZM126 148H125V149H126ZM134 148H135V147L132 148L133 151H135ZM84 149H85V148H84ZM106 149H107V148H106ZM110 149H111V148H110ZM110 149H109V150H110ZM125 149H124V150H125ZM129 149H131V148H130V145H129ZM132 149H131V150H132ZM62 150H63V148H62ZM85 150H88V149H85ZM114 150H115V149H114ZM114 150H110V151H114ZM34 151H35V150H33V152H34ZM50 151H51V153H52V149H50ZM60 151H61V150H60ZM75 151H76V150H74V151H72V152H75ZM82 151H84V150L82 149ZM89 151H90V150H89ZM104 151H107V150H104ZM122 151H123V150H122ZM122 151H121V152H122ZM125 151H127V149H126ZM133 151H132V152H133ZM139 151H140V150H139ZM139 151H137V153H138ZM172 151H173V150H172ZM172 151H171V152H172ZM35 152H37V151H35ZM62 152H63V151H62ZM72 152H70V155L72 154ZM78 152H81V150H79ZM174 152H175V151H174ZM53 153H54V151H53ZM63 153H64V152H63ZM63 153H62V154H63ZM95 153H96V152H95ZM99 153H100V151H99ZM104 153H105V155H106V152H104ZM108 153H109V152H108ZM110 153H111V152H110ZM110 153H109V155H110ZM135 153H136V151H135ZM172 153H173V152H172ZM46 154H47V153H46ZM48 154H50V153L48 152ZM58 154H61V153H58ZM62 154H61V155H62ZM88 154H89V153H88ZM92 154H93V153H92ZM92 154H91V155H92ZM97 154H98V153H97ZM125 154H126V153H125ZM125 154H124V155H119V154H118V155H119V156H124V157H121V158H127V156H125ZM127 154H128V153H127ZM142 154H143V153H142ZM53 155H54V154H53ZM66 155H67V154H66ZM74 155H75V154H74ZM95 155H96V154H95ZM102 155H103V154H102ZM138 155H139V154H138ZM149 155H150V154H148V155L146 156V157H147L146 160H149ZM173 155H174V154H173ZM213 155H214V154H213ZM50 156H51V155H50ZM50 156H47V157L50 158ZM68 156H69V155H68ZM86 156H88V155H86ZM86 156H85V157H86ZM107 156H108V155H107ZM107 156H106V157H107ZM55 157H56V155H55ZM58 157H59V155H58ZM60 157H61V156H60ZM69 157H70V156H69ZM97 157H98V156H97ZM99 157H100V156H99ZM103 157H104V155H103ZM106 157H105V158H106ZM109 157H110V156H109ZM138 157H139V156H138ZM140 157H141V156H140ZM146 157H145V158H146ZM56 158H57V157H56ZM76 158H77V157H75L74 159L77 160ZM151 158H152V155H151ZM153 158H154V157H153ZM153 158H152V159H153ZM47 159H48V158H47ZM50 159H51V158H50ZM64 159H65V161L67 160L66 158H63V160H64ZM88 159H89V158H87V160H88ZM99 159H101V158H99ZM103 159H104V158H103ZM107 159H108V158H107ZM154 159H155V158H154ZM51 160H52V159H51ZM57 160H58V158H57ZM69 160H70V159H69ZM72 160H73V159H72ZM118 160H119V158H118ZM120 160H121V159H120ZM47 161H48V160H47ZM49 161H50V160H49ZM54 161H55V160H54ZM73 161H74V160H73ZM77 161H78V160H77ZM103 161H104V160H103ZM106 161H107V160H106ZM124 161H125V160H124ZM154 161H155V160H153L152 162H154ZM51 162H53V161H51ZM74 162H75V161H74ZM90 162L92 163V161H89V160H88L86 163L89 164ZM99 162H100V161H99ZM107 162H108V161H107ZM107 162H106V164H107ZM109 162H110V161H109ZM173 162H174V161H173ZM44 163H45L44 165H47L46 162H44ZM53 163H54V162H53ZM53 163H52V164H53ZM110 163H111V162H110ZM49 164H50V163H49ZM49 164H48V165H49ZM87 164H86V165H87ZM92 164H93V163H92ZM92 164H91V165H92ZM101 164H103V163H101ZM50 165H51V164H50ZM77 165H78V163H77ZM91 165H89V167H90ZM103 165H105V164H103ZM108 165H110V164H108ZM152 165H153V164H152ZM155 165H156V164H155ZM87 166H88V165H87ZM106 166H107V165H105V167H106ZM121 166H123V165H121ZM177 166H178V165H177ZM105 167H104V168H105ZM108 167H109V166H108ZM153 167H154V165H153ZM84 168H85V167H84ZM104 168H103V169H104ZM109 168H110V167H109ZM155 168H157V167H155ZM155 168H154V169H155ZM106 169H107V168H106ZM86 170H87V169H85V171H86ZM107 170H108V169H107ZM110 170H111V169H110ZM110 170H109V171H110ZM156 170H157V169H156ZM87 171H88V170H87ZM95 171H96V170H95ZM104 171H105V170H103V172H104ZM122 171H123V170H122ZM122 171H121V172H122ZM156 172H157V171H156ZM99 173H100V172H99ZM110 173H111V172H110ZM159 173H160V172H159ZM122 174L124 175V173H122ZM126 174H127V173H126ZM103 175H107V173H106V174L103 173ZM155 175H156V180H158V179H157V178H158V177H157L158 174L155 173ZM92 176H93V175H92ZM101 176H102V175H100V177H101ZM118 176H119V175H118ZM159 177H161V176H159ZM84 178H85V177H84ZM103 178H104V177H103ZM103 178H102V179H103ZM69 179H70V178H69ZM91 179H92V178H91ZM159 179H160V178H159ZM86 180H87V179H86ZM121 180H122V179H121ZM121 180H120V181H121ZM88 181H89V180H88ZM103 181H104V179H103ZM116 181H117V180H116ZM122 181H123V180H122ZM122 181H121V182H122ZM99 182H100V181H99ZM114 182H115V181H114ZM117 182H118V181H117ZM150 182H151V181H150ZM155 182H156V181H155ZM66 183H67V182H66ZM103 183H104V182H103ZM163 183H164V182H163ZM67 184H68V183H67ZM67 184H65V185H67ZM101 184H102V183H101ZM151 184H152V183H150V185H151ZM77 185H78V184H77ZM79 185H81V184H79ZM79 185H78V186H79ZM84 185H85V184H84ZM107 185H108V184H107ZM150 185H149V186H150ZM67 186H68V185H67ZM112 186H113V185H112ZM162 186H164V185H162ZM220 186H221V185H220ZM81 187H83V186L81 185ZM84 187H86V185H85ZM84 187H83V188H84ZM158 187H161V186H158ZM158 187H157V188H158ZM183 187H184V186H183ZM151 188H152V187H151ZM175 188L178 189V187H175ZM175 188H174V189H175ZM69 189H70V188H69ZM69 189L67 188V190H69ZM76 189H77V188H75V190H76ZM79 189H80V188H79ZM81 189H82V188H81ZM129 189H130V188H129ZM145 189H146V188H145ZM172 189H173V188H172ZM177 189H176V190H177ZM210 189H211V188H210ZM113 190H114V189H113ZM146 190H148V189H146ZM155 190H156V189H155ZM176 190H175V191H176ZM115 191H116V190H115ZM136 191H137V190H136ZM168 191H169V190H168ZM177 191H178V190H177ZM191 191H192V190H191ZM191 191H188V192H191ZM194 191H196V190H194ZM157 192H158V191H157ZM163 192H164V191H163ZM165 192H166V191H165ZM172 192H174V191H172ZM201 192H204V190H201ZM146 193H147V192H146ZM152 193H153V192H152ZM183 193H184V192H183ZM193 193H194V192H193ZM195 193H196V192H195ZM195 193H194V194H195ZM114 194H115V193H114ZM142 194H143V193H142ZM148 194H149V193H148ZM155 194H156V193H155ZM194 194H193V195H194ZM231 194H232V193H231ZM122 195H123V194H122ZM164 195H165V193H164ZM166 195H167V194H166ZM173 195H174V194H173ZM70 196H71V195H70ZM110 196H111V195H110ZM112 196H113V195H112ZM152 196H153V194H152ZM155 196H156V195H155ZM160 196H161V195H160ZM179 196H180V195H179ZM196 196H197V195H196ZM198 196H199V195H198ZM147 197H149V196L147 195ZM183 197H184V196H183ZM188 197H189V196H188ZM191 197H192V196H191ZM191 197H190V198H191ZM203 197H204V196H203ZM206 197H207V195H206ZM71 198H72V196H71ZM185 198H186V197H185ZM190 198H189V199H190ZM135 199H137V198L135 197ZM198 199H199V198H198ZM201 199H202V198H201ZM216 199H217V197H216ZM141 200H142V197H141ZM184 200H185V199H184ZM206 200H207V199H206ZM144 201H145V200H144ZM151 201H152V200H151ZM151 201H150V202H151ZM170 201H171V200H170ZM168 203H169V202H168ZM186 203H187V200H186ZM188 203H189V202H188ZM199 203H200V201H199ZM199 203H198V206H199V209H201V208H200L201 206L199 205ZM207 203H208V202H207ZM207 203H206V204H207ZM222 203H223V202H222ZM202 204H203V202H202ZM74 205H75V204H74ZM161 205H162V204H161ZM169 205H171V204H169ZM163 206H164V204H163ZM166 206H167V204H166ZM196 206H197V205H196ZM198 206H197L196 208H198ZM74 207H75V206H74ZM81 207H82V206H81ZM187 207H188V206H187ZM205 207H206V206H205ZM76 208H77V207H76ZM142 208H143V207H142ZM167 208H169V207L167 206ZM189 208H190V207H189ZM203 208H204V207H203ZM203 208H202V209H203ZM220 208H221V207H220ZM70 209L72 210L71 212H73V209H74V208H73V209L70 208ZM128 209H129V208H128ZM136 209H137V208H136ZM194 209H195V208H193V210H192V209H191V210L195 213V210H194ZM139 210H140V209H139ZM154 210H155V209H154ZM187 210L190 211V209H187ZM196 210H197V209H196ZM74 211H76V210H74ZM77 211H78V210H77ZM159 211H160V210H159ZM221 211H222V209H221ZM68 212H69V211H68ZM71 212H69V213H71ZM145 212H146V211H145ZM193 212H192V213H193ZM197 212H198V210H197ZM204 212H205V211H204ZM74 213H75V212H74ZM192 213H190V214H192ZM79 214H80V215H79L78 218H80V216H81V212H80ZM113 214H114V213H113ZM116 214H117V213H116ZM116 214H115V215H116ZM200 214H202V213H200ZM205 214H206V213H205ZM61 215H64V214H61ZM155 215H156V214H155ZM207 215H208V214H207ZM66 216H67V215H66ZM66 216H65V217H66ZM76 216H77V214H76ZM76 216H75L74 218H76ZM118 216H119V215H118ZM200 216H201V215H200ZM204 216H205V215H203L202 217H204ZM119 217H120V216H119ZM198 217H199V216H198ZM109 218L111 219V217H109ZM140 218H141V217H140ZM70 219H71V218H70ZM112 219H114V218L112 217ZM153 219H154V218H153ZM60 220H61V219H60ZM72 220H73V219H72ZM120 220H121V219H120ZM202 220H203V219H202ZM118 221H119V219H118ZM205 221H206V220H205ZM58 222H59V218H58ZM62 222H63V221H62ZM104 222H105V220H104ZM121 222H123V220H121ZM59 223H60V222H59ZM106 223H107V222H106ZM112 224H114V223H112ZM70 225H73V223L70 224ZM63 226H64V225H63ZM111 226H112V225H110V228H111ZM107 227H108V226H107ZM69 228H70V229H73L72 226H69L68 229H69ZM74 228H75V227H74ZM73 230H74V229H73ZM113 230H115V229H113ZM113 230H112V232H113ZM116 233H117V232H116ZM116 233H115V234H116ZM205 240H206V238H205ZM116 242H117V241H116ZM207 243H208V242H207ZM207 249H208V248H207ZM209 249H210V248H209ZM211 250H212V249H211ZM206 251H209V250H206ZM241 252H242V251H241ZM79 253H80V252H79ZM79 253H78V254H79ZM199 253H200V254H203V253H201V252H199ZM76 254H77V253H76ZM204 254H205V253H204ZM215 254H216V252H215ZM215 254H213L212 251H211L208 255L205 254V255H206V257H205V258H206V261H205L206 264H225V263H226V261H225L223 258H220L219 256H217V255H215ZM158 256H159V255H158ZM178 256H179V255H178ZM178 256H175V257H178ZM185 256H186V254H185ZM196 256H197V255H196ZM163 257H164V256H163ZM163 257H162V260H163ZM175 257H174V258H175ZM183 257H184V256H183ZM74 258H75V257H74ZM151 258L154 259L153 257H151ZM160 258H161V257H160ZM164 258H165V257H164ZM167 258H168V257H167ZM227 258H229V257H227ZM146 259H147V258H146ZM178 259H179V257H178ZM182 259H183V258H182ZM184 259H185V258H184ZM144 260H145V259H144ZM155 260H156V259H155ZM160 260H161V259H160ZM227 260H228V259H227ZM197 261H200V260L198 259ZM202 261H203V260H202ZM167 262H168V261H167ZM167 262H166V263H167ZM229 262H231V261H229ZM166 263H165V264H166ZM202 263H203V262H202ZM202 263L200 262V264H202ZM156 264H158V263L156 262ZM167 264H168V263H167ZM170 264H171V263H170ZM182 264H183V263H182ZM198 264H199V262H198Z\"/></svg>",
	"mask_w": 264,
	"mask_h": 264
}]
</instances>
